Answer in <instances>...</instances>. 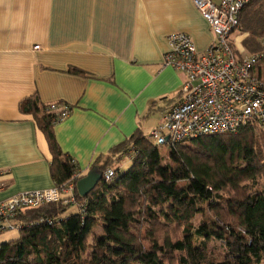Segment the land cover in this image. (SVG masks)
Segmentation results:
<instances>
[{
    "label": "trees",
    "instance_id": "obj_1",
    "mask_svg": "<svg viewBox=\"0 0 264 264\" xmlns=\"http://www.w3.org/2000/svg\"><path fill=\"white\" fill-rule=\"evenodd\" d=\"M239 29L244 47L261 55L264 0L245 7ZM255 72L264 82V55ZM20 109L45 135L52 179L64 187L76 166L57 141L55 113L36 97ZM255 128L170 146L167 162L138 130L100 166L103 173L114 170L111 181L102 178L86 197L76 186L78 212L67 214L71 205L64 203L23 212L19 237L0 246V264H264V145ZM200 212L212 217L196 228ZM209 241L226 252L210 253Z\"/></svg>",
    "mask_w": 264,
    "mask_h": 264
},
{
    "label": "crops",
    "instance_id": "obj_2",
    "mask_svg": "<svg viewBox=\"0 0 264 264\" xmlns=\"http://www.w3.org/2000/svg\"><path fill=\"white\" fill-rule=\"evenodd\" d=\"M173 32L199 53L215 40L194 0H0V202L55 187L46 137L20 109L27 99L71 108L54 130L82 176L157 128L187 80L164 65Z\"/></svg>",
    "mask_w": 264,
    "mask_h": 264
},
{
    "label": "built area",
    "instance_id": "obj_3",
    "mask_svg": "<svg viewBox=\"0 0 264 264\" xmlns=\"http://www.w3.org/2000/svg\"><path fill=\"white\" fill-rule=\"evenodd\" d=\"M253 0H194V6L209 22L215 40L205 53H199L192 37L184 32L167 36L169 50L164 65L184 73L187 77L178 104L168 109L161 123L149 135V140L159 147L186 144L194 139L225 134H236L246 126L264 131V82L255 69L264 55L251 54L239 58L232 45L231 36L239 26L240 15ZM57 123L71 114L66 104L49 105ZM76 174L62 188L24 192L0 202V233L20 230L18 217L25 211L51 203L79 205L75 188ZM115 177L113 169L103 173L108 182ZM49 224H52L49 222Z\"/></svg>",
    "mask_w": 264,
    "mask_h": 264
},
{
    "label": "rangeland",
    "instance_id": "obj_4",
    "mask_svg": "<svg viewBox=\"0 0 264 264\" xmlns=\"http://www.w3.org/2000/svg\"><path fill=\"white\" fill-rule=\"evenodd\" d=\"M245 36H242V32L240 31H236L232 34L231 36V44L232 47L235 46L236 50L238 51L236 53L237 56H240L242 58L244 57H249L251 54L250 51H248L244 45H243V40H244ZM263 39L262 38L260 41V43H263ZM234 45V46H233ZM239 54V55H238ZM255 133L257 136H261L262 140H263V145H264V131L259 129V128H255ZM170 153V148L169 147H159L157 150V154L162 157L163 162H165L167 159V157L169 156ZM167 162V161H166ZM124 164H129V161L127 160V158L125 159ZM181 185H186V182L181 183ZM79 208L76 205H71L69 207V210L67 211V214H71V213H75L78 212ZM212 217L211 215H204L203 212H200L196 218L193 220V223L195 225V227H199L203 224H205V220L208 219V217ZM95 232L98 234V236H101L103 234V229L101 227V225H98L95 228ZM19 237V232L17 230H9L6 232H2L0 233V246L4 243H8L11 242L15 239H17ZM197 240V239H196ZM199 241H196V243H198ZM208 247H209V251L210 253L212 252H216L219 255H222L226 252L225 248L222 246V244L220 242H214V241H209L208 242Z\"/></svg>",
    "mask_w": 264,
    "mask_h": 264
},
{
    "label": "water",
    "instance_id": "obj_5",
    "mask_svg": "<svg viewBox=\"0 0 264 264\" xmlns=\"http://www.w3.org/2000/svg\"><path fill=\"white\" fill-rule=\"evenodd\" d=\"M103 171L96 167L88 172L86 176L77 183V189L81 197L89 195L96 186L102 181Z\"/></svg>",
    "mask_w": 264,
    "mask_h": 264
}]
</instances>
